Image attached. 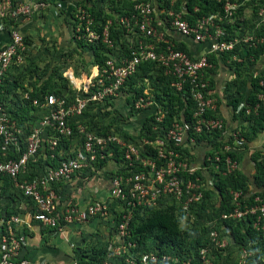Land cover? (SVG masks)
Segmentation results:
<instances>
[{"label": "built area", "instance_id": "2783aa9c", "mask_svg": "<svg viewBox=\"0 0 264 264\" xmlns=\"http://www.w3.org/2000/svg\"><path fill=\"white\" fill-rule=\"evenodd\" d=\"M163 1L131 0L128 16H116L122 42L125 43V38L131 41L115 56L118 51L108 34L110 22L106 21L99 33L94 28L90 10L101 6L99 0H0V30L6 34V41L0 47V151L16 155L15 159L0 161V199L1 184H6L4 179H8L27 205L26 221L0 211V264H29L21 256L25 246V236L19 231L22 226L35 222L46 230L61 232L64 225L83 224L89 218L108 224L110 237L105 241L107 256L103 264H189L192 259L211 264L233 251L235 257L228 264H256L250 260L252 253L246 246L231 247L221 225L244 222L243 226H250L264 239V185L254 187V170L250 177H244L246 181L241 189L228 190L227 210L211 220L199 219L195 213L204 201L205 191L211 190L218 180L240 171L236 155L245 153L250 157L256 152L248 147L244 130L229 128L216 114L217 103L209 90L212 64L208 56L228 55L232 61L241 62L243 58L235 53L236 49L254 52L264 47V0H209L220 5V12L201 16L193 23L182 18L184 0L178 11L173 10L178 0H169L168 7L162 5ZM52 7L69 13L70 38L74 45L81 42L87 46L99 41L111 54L106 55L101 67L87 66L80 80L68 70L62 72L72 95L44 93L41 100L30 99L31 88L21 82L25 90L14 91L15 108L21 110V102L26 100L33 108L45 111L40 117L27 119L24 132L9 112L10 99L2 100V85L4 79L11 82L27 67L42 68L37 61L43 45L38 39L39 43L34 42L22 29ZM196 11L193 7V12ZM173 35L203 48L196 55L179 50ZM246 57L251 65L245 75L248 80L259 78V89L253 107L244 102L236 106L237 115L245 108L243 116L256 111L259 105L264 107V65L261 69L253 68L264 53L259 56L250 53ZM146 62L161 68L163 75L172 79L169 87L183 92L190 100L189 120H173L168 126H162L166 109L147 86L143 96L134 97L130 106L143 115L142 121L146 119L149 129H142L141 121L133 136L125 126L115 131L101 130L99 126L83 122L82 115L87 109L95 110L98 106L105 112L114 109L125 81ZM31 77L35 79L32 74ZM214 132L219 133L218 137L210 142ZM45 149L49 159H54L55 154L59 156L55 166L44 165L42 169L35 166L37 174L26 179L34 167L29 164L35 163ZM115 152H119L120 161L113 174L107 176L106 199L92 201L82 211L74 206L66 208L64 204L59 212L60 200L52 186L72 176L83 175L82 179H88L90 172L102 170L99 163L112 161ZM261 160H264V147L259 151L258 161ZM250 163L253 167V161ZM121 169L124 173H120ZM165 206L175 208L181 228L195 222L194 227L205 230L203 237L207 242L196 248L194 257H186L180 263L168 254L141 252L128 240L127 227L135 208Z\"/></svg>", "mask_w": 264, "mask_h": 264}, {"label": "trees", "instance_id": "16d2710c", "mask_svg": "<svg viewBox=\"0 0 264 264\" xmlns=\"http://www.w3.org/2000/svg\"><path fill=\"white\" fill-rule=\"evenodd\" d=\"M182 1L183 0L176 1L174 3L173 10L178 11V6ZM184 1L185 13L182 14V18L186 19L189 23H193L201 16L220 12V5L209 0ZM99 3L101 6H98L97 9L90 10V13L94 18L95 30L99 33L101 26L105 24L106 21H109V39L114 43V45L117 43L116 46L119 45L122 50H124L125 48L122 47L123 42L121 38L122 31L119 30L115 22L117 17L128 16L132 5L131 0H99ZM168 3L169 0H164L162 5L164 7H168ZM108 5L110 9L108 8ZM104 7H106V10ZM193 7L197 8L196 12H193ZM83 45V43L78 42L77 48L80 49V51H84L86 49L91 53V59L89 60L88 66L96 64L101 67L107 58L106 55L111 54V50L99 41L95 44H88L87 46ZM177 49L187 52L186 48L182 44L177 45ZM248 53H250V51H244V53H241V56L246 58ZM251 53H254L255 56H259L264 53V47L260 46L258 50ZM224 57L225 55L221 56V59ZM208 60L213 62L216 66L217 62L214 55H209ZM55 70V67L51 68V66H48L47 63L44 64L41 69L36 66L33 69H29L27 67V69L21 72V74L15 76L11 82L4 79L2 85L3 93L1 95L2 100L4 101L5 99H10L12 106L9 108V112L17 120L19 126L24 132H26L24 122L27 121V119H35L34 117L42 116L45 114V111L33 108L26 100L21 102V105H23L21 110H17L15 108V100H17V97L14 91L17 89L24 91L25 88L21 82H23L26 77L32 78V74L34 75V78L38 77L40 80L37 81V79H34L31 84H26L27 87L31 88V92L28 94L30 99L39 98L41 100L44 93L61 95L67 92L69 95H72L73 93L70 92L68 87L66 88L65 86L61 87L59 85H53L54 80L52 78ZM258 80L259 78H252L248 80L246 75L243 76L240 72H236L235 70V79L232 83L236 90V96H232V94H230L231 100L229 99V104L235 108L241 100H244L243 102L249 106V108L253 107L257 103L255 100V94L259 89L257 84ZM170 81H172V79L168 76H164L161 68L150 62L142 63L137 67L136 72L125 81L124 88L121 90L120 95L125 98L124 100L126 102H124L130 106L134 97L137 98L143 96L142 92L147 88L149 82L153 87V90H150V94H152V96L166 109V115L163 118L162 126H168L173 120H189L192 113V104L183 92H176L174 89L169 87ZM228 88L230 89L231 86H227V89ZM17 105L19 106V103ZM103 110L104 109L99 106L93 113H91L92 109H87L82 115V120L84 119L83 122L92 124L96 127L98 124L95 122L97 118L96 115L98 112L105 114V111ZM244 110L245 108L240 109L238 118L239 120L241 119L245 122V127H243L245 133L243 135L245 136L246 142L249 143L255 139L257 134L264 130V107L259 105L256 111H250L247 116H243ZM118 117L114 118L115 121L121 124L126 123L123 119L121 120V116ZM70 125L73 127L71 123ZM148 126L149 125L146 122V119H144L141 122V128L147 130L149 129ZM99 127L101 130L109 128L104 125ZM218 134V132H214L210 142H214L215 137H218ZM58 148L59 146H57V149ZM57 149L56 152L58 151ZM236 156L238 160L242 157L241 155ZM258 157L259 152L257 151L254 153L252 152L249 157V159L253 161L254 173L252 175V181L254 182V187L256 189L259 188L258 184H261L262 186L264 185V160L258 161ZM15 158L16 155L14 154L0 151V161ZM58 159L59 156L56 154L54 159H49L48 151L45 149L35 163L29 164L34 167L33 170L28 173V177L26 176V179H30L32 176L37 174L36 170H38V168H35V166H39L40 169H42L41 167L44 165L54 167ZM112 161L114 163H118L120 161L119 152L114 153ZM105 164L106 161L99 163V168L104 167ZM113 170L114 169H110L107 171V176L112 175L114 172ZM120 171V173H124L123 169ZM91 173L92 172H90V174ZM4 181L7 182L6 184L10 183L8 179H4ZM244 181H246V179L244 178V175H242L241 171L236 172L230 177L218 180L216 184L213 185L211 190L204 192V201L198 205V209L195 213L196 217L199 219L211 220L216 218L222 211L227 210L229 208L228 190L241 189ZM52 189L55 190V186H52ZM26 203L30 204L29 202ZM6 215L9 214L7 213ZM116 222L118 221L115 220V223ZM189 224L190 225H184L181 228L180 220L173 206H165L162 208H135L133 210V216L127 227L128 240L134 242L137 250L141 252L156 251L158 253L168 254L173 258H177L180 263L181 261H184L186 257H194L196 248L200 246L201 243L205 244L207 242V240L203 237L205 234L204 228L194 227L196 224L195 222L193 224L189 222ZM243 224L244 222H223L221 225L223 226V231H225L224 235L230 239V245L232 248L238 245L246 246L252 253L250 260H253L256 264H264V239H262L257 232L251 229L250 226H243ZM114 227L111 229L113 230ZM52 231L56 230L52 229ZM105 246L106 245H104V243H97L87 249L77 248L75 251L73 250L71 262L73 261L75 264H103V261L107 256ZM231 247L229 248L232 249ZM229 262L230 255L226 257H218L212 261L211 264H228ZM117 264L125 263L118 262ZM189 264L201 263L196 259H192Z\"/></svg>", "mask_w": 264, "mask_h": 264}, {"label": "crops", "instance_id": "0c3cea01", "mask_svg": "<svg viewBox=\"0 0 264 264\" xmlns=\"http://www.w3.org/2000/svg\"><path fill=\"white\" fill-rule=\"evenodd\" d=\"M104 9L106 10V7ZM69 25V13L64 12L63 10L58 11L56 8L52 7L47 9L39 19L32 20L29 24L27 23L22 30L25 34L29 35L32 40H34V42H38L37 39L39 40L41 45H43L40 50L42 55H40L41 60H47L51 62L49 65L51 68H53L57 64V58H59L61 53H65V51L70 50L69 52H72V54L76 56L78 53L75 51H80V49H78L77 46L71 41ZM173 37L177 39L178 43L182 44L186 48L187 52L191 54L196 55L203 48L200 45L191 43L187 39H179L174 35ZM133 39L136 41L135 38ZM5 41V31L0 30V47L5 43ZM127 41H131V39L125 38V43L122 44V47H126L128 45ZM116 48L118 52H116L114 55L118 56L119 52L122 51V48L119 45H117ZM80 53H82V55L86 57L87 60L91 59V53L89 51L84 50ZM258 64L259 66L255 68L261 69L264 65V57L259 59ZM220 67L221 66H217L215 73L212 75L214 91H216L219 95L218 97H220V102L217 103L216 114L229 128L236 127L243 129L241 127H245V122L242 120L240 122L236 112V107L233 108L232 105L226 101L225 96L223 95V93H225L224 85L228 81L233 82L235 79V74L234 72L231 73L230 71L227 73L223 68ZM86 69L87 66L82 68V71H80V74L78 75L79 77L76 78H82L83 72ZM65 70H68L74 75L70 67H66ZM243 76H245V74ZM67 85L70 89L71 86L69 84ZM230 89L232 96H236V90L233 84L231 85ZM123 98L124 97L121 96L116 100V102L121 101ZM243 101L244 100H242V103ZM122 105L125 104H120V107L123 109L124 106ZM139 115L140 117L138 124H133L130 127L125 126L127 133H131L133 136H135L136 127L143 119V115ZM97 126L101 125L97 124ZM248 147L252 148L254 151H260L263 149L264 130L257 134L253 141L248 143ZM241 156L242 157L239 159L240 171L244 177H250L252 175L253 167L251 166L249 155L244 153V155L241 154ZM116 165L117 163L108 161L102 170L95 172V176H90L89 179H82L83 175L80 177L72 176L69 178V180L55 185V190L57 191L58 198L60 200L59 205L57 206L58 211L61 212V208L65 204V198L67 197L66 195L69 190L71 192V196L66 200V202L69 201L72 206L76 207L78 211H82L84 207L92 201H104L107 197L108 185L106 173L110 169H114ZM1 190L2 197L0 199V211L10 215H18L21 219L26 221L24 214L26 213L27 205L25 204L24 200L20 198L17 190H15L10 184H8V186L7 184H1ZM103 224L106 225L107 223H105L103 220L89 218L84 224H77V226L74 224L64 225L61 232L55 231L53 234V231H48L42 228L39 224L30 222L28 227L22 226V228H19V231L25 236V246L23 247L21 256L27 260L29 264H40L42 261H45L47 264H69L71 262V257L73 256V251L70 254L65 253L62 251L59 245L60 243H58V241L53 238L58 235L63 237V233L66 232V237L68 238H73L74 236H78L80 238L81 245L78 247L79 249H87L97 243H105V241L110 237L109 229L105 230ZM84 229L89 230V233L83 234L81 231H84ZM93 232H96L95 236H93Z\"/></svg>", "mask_w": 264, "mask_h": 264}, {"label": "rangeland", "instance_id": "374dc122", "mask_svg": "<svg viewBox=\"0 0 264 264\" xmlns=\"http://www.w3.org/2000/svg\"><path fill=\"white\" fill-rule=\"evenodd\" d=\"M108 8H109V5H108ZM249 11H248V13L251 12V11L250 12ZM245 14H247V12H245ZM252 14L253 13H251V16H252ZM69 51L70 50L65 51V53H61L59 55V58H57V64L54 66L56 68V70H55L54 76L52 78L54 80L53 81L54 86L59 85L61 87H63V86H65L66 88L68 87V85H67L68 83L66 82V80L64 79V77L62 75V72L66 69V67H70L72 69V72L74 73L75 77H79L78 75L80 74V71H82V68L88 66V64H89V60H87L86 57H84L82 55V53H80L82 51H78V50L75 51L74 50L75 52L80 54V55L77 54L76 56H74L72 54V52H69ZM235 53L243 58V60L241 62L232 61L228 55H225V57L222 59H221V57H218V58L215 57L216 62H217L216 66L214 65L213 62H210L212 64V68L210 70L211 76L215 73L217 66H221L220 68H223L227 73H228V71H230L231 73L234 72V74H235V70H236V72H240L241 75L246 74L247 70L249 69V66L251 65V64H247V63H250V61H249L250 59L247 57L245 58V57L241 56V53H244V51H239L236 49ZM250 53H248V54H250ZM53 61H54V59H53ZM37 63H40L41 64L40 66L47 64V63H48V66H50L49 64H51V62H49L47 60L46 61L41 60V58L37 61ZM257 66H258V64L254 65L253 68H255ZM62 69H64V70H62ZM222 72H223V70H222ZM24 79H25L24 80L25 84H28V83L31 84L32 83V78L26 77ZM35 79H37V81L40 80L38 77H36ZM229 82L230 81H228L224 85V87H225L224 91H226V92L228 91L229 93L228 92L227 93L222 92L228 103H229V99L231 98L230 97L231 89L228 88L229 89L228 90L227 86H231L233 84L232 82H230V83ZM148 84H149L148 88L152 91L153 87L150 85L149 82H148ZM209 90L212 92L211 97L216 100V103H219L220 97H218L219 96L218 93L216 91H214V85L212 84V79L209 80ZM70 92H72V91L70 90ZM223 95H222V97H223ZM124 99L125 98H123L121 101L116 102L115 108L107 111V113L105 112V114H102L101 112H98V114L96 115L97 118H96L95 122L101 126L104 125L106 127H109V129L113 130V131H115L116 129H118L120 127H123L124 125L126 127H130L133 124H138L140 115L138 114V112L136 110H134L132 108V106H129L127 103H125V105H122V106H124L123 109H122V107H120V104L124 103V101H125ZM119 102H120V104H119ZM241 102H242V100H241ZM93 111L94 110H92V112ZM118 116H121V120L123 119L126 123L121 124V123L115 121L114 118L118 117ZM243 127L244 126H242L241 128H243ZM90 176H92V177L95 176V172L88 174L87 178L89 179ZM69 192H70V190L67 192V195H66L67 197L65 198V204H66V206H68L66 208L72 207V204L69 201L66 202V200L69 199L71 196V192L70 193ZM74 225L77 226V224H74ZM59 226L63 227L62 224H60ZM103 226L105 227V230L109 229L108 225L103 224ZM88 231L89 230L84 229V231H81V232L84 234V233H89ZM54 233H55V231H53V234ZM95 234H96V232H93V236H95ZM53 239H56V241H58V243H60L59 245H60L62 251H64L65 253H68V254H70L73 250L75 251L81 245L80 238L78 236L77 237L74 236L73 238H68V237H66V232L63 233V237H61V235H58V236L54 237ZM105 244L106 243H104V245ZM234 257H235V251L231 252L230 261H232L234 259ZM30 264H33V263H30Z\"/></svg>", "mask_w": 264, "mask_h": 264}, {"label": "bare ground", "instance_id": "6f19581e", "mask_svg": "<svg viewBox=\"0 0 264 264\" xmlns=\"http://www.w3.org/2000/svg\"><path fill=\"white\" fill-rule=\"evenodd\" d=\"M68 75V77H70L71 78V76L69 75V74H67ZM71 80L75 83V84H77L78 83V80H75L74 78H71Z\"/></svg>", "mask_w": 264, "mask_h": 264}]
</instances>
